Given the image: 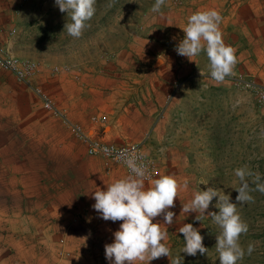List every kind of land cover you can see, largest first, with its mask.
I'll return each instance as SVG.
<instances>
[{
	"label": "crops",
	"instance_id": "crops-1",
	"mask_svg": "<svg viewBox=\"0 0 264 264\" xmlns=\"http://www.w3.org/2000/svg\"><path fill=\"white\" fill-rule=\"evenodd\" d=\"M164 6L166 25L178 27H171V41L175 36L183 39L182 27L194 11L218 10L223 40L236 49L233 73L264 85V0H166ZM9 9V0H0V47L35 66L27 80L0 66V264H110L105 245L112 242L122 221L101 218L92 207L91 192L127 174L120 163L88 154L86 142L72 125L106 141L135 143L146 132L155 133L154 109L123 102L118 66L81 68L46 58L33 44L39 32L29 30L31 26L24 31L13 27L10 32L9 19L14 18H9ZM155 30L153 26L150 34ZM138 40L140 45L152 42ZM119 56L131 57V52ZM36 88L47 94L61 115L43 107ZM164 174L159 167L153 179ZM168 174L181 185L188 182L182 172ZM190 191L188 182L168 210L185 216L193 213L183 211ZM183 193L187 196L181 202ZM156 220L163 221V214ZM95 242L102 256L95 253Z\"/></svg>",
	"mask_w": 264,
	"mask_h": 264
},
{
	"label": "rangeland",
	"instance_id": "rangeland-1",
	"mask_svg": "<svg viewBox=\"0 0 264 264\" xmlns=\"http://www.w3.org/2000/svg\"><path fill=\"white\" fill-rule=\"evenodd\" d=\"M153 3L154 0H96L89 26L75 38L64 29L70 16L61 12L54 0H9V18H14L9 19V29L24 31L31 26L29 30L39 32L33 44L49 60L81 68L109 70L118 66L123 102H132L138 108L152 105L154 109L155 133L149 136V150L144 147L157 157L164 173H184L191 185V199L200 188L214 187L237 202L238 192L233 188L238 185L236 168L247 165L264 181V105L257 103L251 89L234 79L237 75L248 79L244 74L232 72L223 81H215L209 75L205 52L192 60L178 55L175 46L182 38L169 40L173 26H167L166 16H162L165 6L157 20L156 13L151 12ZM153 26L155 35L149 32ZM140 38H151L152 42L140 45ZM0 48L6 51L5 46ZM123 51L131 52V57L121 58ZM249 181L255 188L251 177ZM251 194L254 200L237 202V209L249 225L240 243L245 249L254 243L255 249L237 264H264V193ZM183 195L181 202L186 200L187 194ZM217 199L213 198L202 221L194 219L196 212L185 216L177 211L173 223L165 227L170 257L140 264H171L178 254L184 257L183 264H220L215 245L221 229L207 215L218 211ZM185 223H193L200 230L208 248L206 254L181 252L185 242L179 229ZM94 245L95 253L102 256L99 243Z\"/></svg>",
	"mask_w": 264,
	"mask_h": 264
},
{
	"label": "clouds",
	"instance_id": "clouds-1",
	"mask_svg": "<svg viewBox=\"0 0 264 264\" xmlns=\"http://www.w3.org/2000/svg\"><path fill=\"white\" fill-rule=\"evenodd\" d=\"M54 3L61 12L70 16V22L65 24L64 29L70 36L79 38L96 12V0H54ZM165 4L166 0H154L151 12L160 14ZM221 21L222 15L215 8L194 11L182 27L183 39L175 46L178 55L189 59L205 52L209 60V75L215 81H223L230 76L237 63L236 49L223 40ZM121 159L128 167L129 174L107 184L103 190L98 188L91 192L95 200L92 207L101 218L122 221L119 229L113 233L112 242L105 245V257L110 264H135L136 261L149 262L161 256L170 257L171 250L165 243L168 233L162 225L173 223L175 213L168 209L174 206L179 189L187 188L188 182L184 181L181 185L170 174L153 179L143 155L134 148L123 153ZM234 174L238 178V185L233 188L238 192L235 200L239 204L253 201V191L264 193V181L259 172H253L244 165L236 168ZM250 177L255 188L250 185ZM213 198H218L215 203L218 211H210L207 215L221 229L215 245L220 264H237L246 253L252 254L255 244L249 243L247 249L241 245L240 236L248 232L249 225L242 219L237 209L238 203L231 200L230 194L214 187H207L206 190L200 188L183 205V211L188 214L196 212L194 219L202 221ZM161 214L163 221L154 222V218ZM179 232L185 242L181 252L192 256L198 252L201 255L208 252L200 230L193 223H185ZM183 260L184 257L178 254L171 264H183Z\"/></svg>",
	"mask_w": 264,
	"mask_h": 264
},
{
	"label": "built area",
	"instance_id": "built-area-1",
	"mask_svg": "<svg viewBox=\"0 0 264 264\" xmlns=\"http://www.w3.org/2000/svg\"><path fill=\"white\" fill-rule=\"evenodd\" d=\"M0 66L10 70L18 79L27 80L33 73L35 64L29 60H22L18 58V56L16 57L11 55L7 52V50L4 51L0 48ZM234 79L244 87L251 89L255 100H257V103L259 105H264V85L255 83L251 79H244L239 75H237ZM36 92L43 102L42 105L44 108L51 110L55 115H61V113L53 107L47 94L42 89L36 88ZM93 120L96 121V117H94ZM101 120H104V118H101ZM72 127L74 133L86 142L88 154L101 155L107 159L120 163L128 175L129 169L123 163L121 155L125 152L131 151L134 148L137 153L143 155L144 163L147 165V170L151 174V177L153 178L157 175L159 170L158 159L154 155H151L149 152H147L144 147L149 141L150 132H146L144 137L139 142L117 144L101 139L98 135L86 131L80 125L74 124Z\"/></svg>",
	"mask_w": 264,
	"mask_h": 264
}]
</instances>
